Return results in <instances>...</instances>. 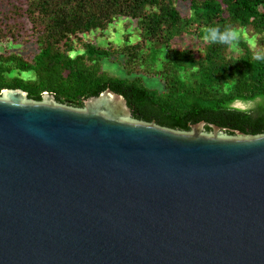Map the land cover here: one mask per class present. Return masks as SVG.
<instances>
[{
    "label": "water",
    "instance_id": "95a60500",
    "mask_svg": "<svg viewBox=\"0 0 264 264\" xmlns=\"http://www.w3.org/2000/svg\"><path fill=\"white\" fill-rule=\"evenodd\" d=\"M131 117L2 91L0 264H264V134Z\"/></svg>",
    "mask_w": 264,
    "mask_h": 264
},
{
    "label": "trees",
    "instance_id": "16d2710c",
    "mask_svg": "<svg viewBox=\"0 0 264 264\" xmlns=\"http://www.w3.org/2000/svg\"><path fill=\"white\" fill-rule=\"evenodd\" d=\"M24 14L33 41L18 35L16 25L0 27L1 39L10 36V47L0 48V96L22 89L41 101L49 92L58 103L83 109L86 99L110 88L126 98L134 120L183 132L206 121L228 135L264 134V0H28ZM121 18L134 20L137 31L116 47L84 39ZM212 28L234 30L235 47L205 40ZM184 36L207 43L197 54L176 46ZM104 61L119 64L128 77L111 75ZM144 78L159 79L163 89L148 88ZM256 100L250 109L234 105Z\"/></svg>",
    "mask_w": 264,
    "mask_h": 264
},
{
    "label": "rangeland",
    "instance_id": "374dc122",
    "mask_svg": "<svg viewBox=\"0 0 264 264\" xmlns=\"http://www.w3.org/2000/svg\"><path fill=\"white\" fill-rule=\"evenodd\" d=\"M27 2L28 0H0V15L6 16V14L10 13V18H3L2 20L4 22L0 23V27L6 31H8L9 25H16L17 30H19L20 36L30 39V41H33L32 38V24L30 21L25 17V11L27 9ZM188 5L187 3H182L180 5L177 4V6H180L181 10L183 12H187L188 9L185 6ZM136 30V22L129 19L121 18L118 21H116L114 24H112L104 33L97 31L91 34H87L84 36V39L86 41H92L96 44L99 43H105V42H111L113 46H117L121 43H123L124 34H128V32H134ZM137 31V30H136ZM137 33V32H136ZM133 35V34H132ZM9 38L1 39L0 38V48H7L10 47V44L8 43ZM133 41L135 42L136 39H138L137 34H134L132 37ZM23 43V42H22ZM207 42H198L196 38H193L191 36H184L176 40V46L180 48L188 47L193 49L197 54L200 53V50L204 47V45ZM29 45V44H28ZM25 45H20L18 49L24 48ZM104 68L110 72L111 75L117 76L120 78H126L128 77L126 70L120 66L119 64H113L110 61H104L103 63ZM144 83L148 88L152 89H163L162 82L157 78H144ZM260 100H256L253 102H244L245 109L254 108ZM237 103V102H236ZM235 103V105H236Z\"/></svg>",
    "mask_w": 264,
    "mask_h": 264
},
{
    "label": "clouds",
    "instance_id": "9594fccd",
    "mask_svg": "<svg viewBox=\"0 0 264 264\" xmlns=\"http://www.w3.org/2000/svg\"><path fill=\"white\" fill-rule=\"evenodd\" d=\"M205 31L210 34V37L209 35L204 37L205 40L211 38L213 42L219 41L229 44L231 47H235V42L238 40L237 33L234 30L226 29L223 33H220L218 28H212Z\"/></svg>",
    "mask_w": 264,
    "mask_h": 264
}]
</instances>
